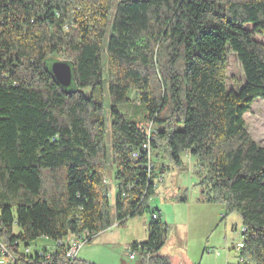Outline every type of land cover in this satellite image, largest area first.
<instances>
[{
  "label": "trees",
  "instance_id": "16d2710c",
  "mask_svg": "<svg viewBox=\"0 0 264 264\" xmlns=\"http://www.w3.org/2000/svg\"><path fill=\"white\" fill-rule=\"evenodd\" d=\"M230 52L244 77L236 91L226 86ZM53 59L73 67L69 89L53 81ZM130 95L139 109L120 112ZM256 99L264 100V0H0L2 243L18 256L15 242L96 237L112 217L123 226L149 210L163 161L180 168L188 154L206 202L239 216L240 257L264 264V147L244 120ZM153 214L147 240L130 249L167 264L155 257L167 230ZM19 259L66 264L59 252L48 263Z\"/></svg>",
  "mask_w": 264,
  "mask_h": 264
},
{
  "label": "rangeland",
  "instance_id": "374dc122",
  "mask_svg": "<svg viewBox=\"0 0 264 264\" xmlns=\"http://www.w3.org/2000/svg\"><path fill=\"white\" fill-rule=\"evenodd\" d=\"M116 1L118 0H114ZM55 62L64 61L53 59L50 63ZM225 77L227 90L236 91L244 84L241 66L231 52L227 55ZM106 85L105 82L102 114L109 125L110 102ZM130 99L131 103L118 107L120 112H135L137 108L139 109L131 95ZM244 120L250 137L258 145L264 147V100L256 99L250 112L245 114ZM181 162V167L177 168L170 161H163L167 169L161 181L155 180L157 190L150 199L149 210L145 214L128 220L123 226H118L115 218L112 217L113 225L107 231L109 235H114L115 239L113 242H106L109 247L106 253L114 264L138 262V254L135 257L137 261L129 258L130 246L133 243H143L147 240V227L153 211L159 213L161 222L166 225L167 230L166 241L155 257L164 259L167 264H236L238 253L235 245L241 240L242 230L239 216L236 213H227L223 203H207L208 192L205 186L201 185L204 174L197 173L199 172L197 161L194 158L189 161L183 156ZM152 164L153 173L157 175L162 162L155 159L154 154ZM105 181L112 190L111 195L108 196L112 205L115 191H113L111 168H109ZM13 232H17L15 227ZM98 236L96 235L95 239ZM95 239L86 245L83 251L93 247ZM47 244L51 245V242L47 243L43 239H38L31 243L29 248L33 251Z\"/></svg>",
  "mask_w": 264,
  "mask_h": 264
},
{
  "label": "built area",
  "instance_id": "2783aa9c",
  "mask_svg": "<svg viewBox=\"0 0 264 264\" xmlns=\"http://www.w3.org/2000/svg\"><path fill=\"white\" fill-rule=\"evenodd\" d=\"M142 150L146 151L148 159H150L149 146L143 145ZM133 157L138 158V155L134 154ZM150 169H151V166L148 165V171H150ZM159 180L161 181L162 178H160ZM155 188H156V184H155ZM113 191H115V186H114ZM111 192L112 190L110 188L108 196L111 195ZM157 217H158V214H153L151 218L152 220H156ZM245 232L246 230L242 228L241 233H240L241 240L235 245V250L238 253L236 264H245V261L243 260V258L240 257V252L244 248L242 236L244 235ZM89 237H90L89 234H82L78 236L77 238L71 239L68 241H62V240L57 241L56 243H52L53 247L51 250H44V249H38V250H33V251L24 250V247L22 248V245L20 243L15 242L13 245L18 247V256H15L9 250V248L2 243L0 239V263L3 264L4 262V264H24L19 258H22L25 260L29 258H32V259L38 258L40 262L48 263L51 261L52 257L56 253L59 252V253H62L66 264H85L84 262H80L77 259V254L80 251L81 247L85 245L86 242L89 240ZM128 255L131 260H134L136 257L135 252H132V251L129 252Z\"/></svg>",
  "mask_w": 264,
  "mask_h": 264
},
{
  "label": "crops",
  "instance_id": "0c3cea01",
  "mask_svg": "<svg viewBox=\"0 0 264 264\" xmlns=\"http://www.w3.org/2000/svg\"><path fill=\"white\" fill-rule=\"evenodd\" d=\"M183 156L187 157V159L189 161L191 160V157L189 155L187 156V154H186ZM113 190H114V187H113ZM108 233L109 232L107 231V232H103V233L99 234V236L95 239L96 241L93 244V247L91 246V247H89V249H86L83 251V248L88 244L84 245L80 249L79 253L77 254V259L80 262L89 263V264H114L112 259L106 253V251H108V249H109L106 242H113L115 239V236L109 235ZM43 241H45L47 243L51 242V241H48L46 239H43ZM52 247L53 246H52V242H51V245L47 244L44 247H40L37 249L51 250ZM137 259H138V262H135L137 260L134 259L135 260L134 264H146L145 263L146 260H143L142 257L139 256V257H137Z\"/></svg>",
  "mask_w": 264,
  "mask_h": 264
},
{
  "label": "water",
  "instance_id": "95a60500",
  "mask_svg": "<svg viewBox=\"0 0 264 264\" xmlns=\"http://www.w3.org/2000/svg\"><path fill=\"white\" fill-rule=\"evenodd\" d=\"M50 74L57 86L69 89L73 85V67L67 62H55L50 65Z\"/></svg>",
  "mask_w": 264,
  "mask_h": 264
},
{
  "label": "bare ground",
  "instance_id": "6f19581e",
  "mask_svg": "<svg viewBox=\"0 0 264 264\" xmlns=\"http://www.w3.org/2000/svg\"><path fill=\"white\" fill-rule=\"evenodd\" d=\"M82 234H88L87 232H83ZM81 234V235H82ZM90 235V234H89ZM80 236V235H79ZM78 236H76L75 238H77ZM95 237V234L94 235H90V237H89V240L86 242V244L90 241V240H92L93 238ZM75 238H73V239H75ZM56 243V242H55ZM85 244V245H86ZM54 245V244H53ZM84 246V245H83ZM82 246V247H83ZM81 247V248H82ZM22 248H23V246H22ZM24 250H30V248L29 247H24ZM35 250H37V249H35ZM79 253V252H78ZM36 259V258H35ZM39 260V259H38ZM86 264V263H85Z\"/></svg>",
  "mask_w": 264,
  "mask_h": 264
}]
</instances>
